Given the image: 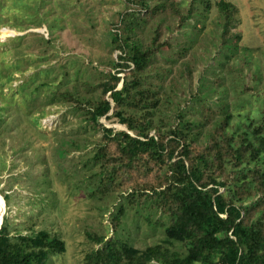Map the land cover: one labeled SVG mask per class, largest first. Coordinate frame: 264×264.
<instances>
[{
	"label": "rangeland",
	"instance_id": "1",
	"mask_svg": "<svg viewBox=\"0 0 264 264\" xmlns=\"http://www.w3.org/2000/svg\"><path fill=\"white\" fill-rule=\"evenodd\" d=\"M219 1L0 0V221L6 215L14 232L46 230L62 240L65 252L52 254L49 264H84L101 247L87 232L143 250L165 239L160 223L168 222L166 210L157 213L151 199L130 198L133 191L160 190L167 163L161 167L142 158L129 171L119 169L118 179L103 191L93 178L102 166L91 168L103 133L87 122V103L59 98L46 104L50 97L73 91L95 105L109 74L121 72L117 89L123 78L136 76L150 96L164 88L155 116L162 129L175 127L179 115L199 125L195 153L226 115L232 116L229 135L238 141L251 122L263 123L264 0H226L237 9L226 34ZM135 21V40L150 51L140 74L131 73L132 63L120 60L112 41ZM113 62L129 67L122 71ZM100 123L127 131L112 111ZM106 159L110 168L120 164L114 150ZM257 164L264 172V160ZM231 167H222L228 180L234 177ZM2 194L9 196V206ZM249 196L247 204L258 198L255 189ZM121 208L125 214L116 227Z\"/></svg>",
	"mask_w": 264,
	"mask_h": 264
},
{
	"label": "trees",
	"instance_id": "2",
	"mask_svg": "<svg viewBox=\"0 0 264 264\" xmlns=\"http://www.w3.org/2000/svg\"><path fill=\"white\" fill-rule=\"evenodd\" d=\"M217 8L225 21L226 34L234 24L237 9L226 0H220ZM136 21L121 29L127 32L125 39L119 31L112 40L117 44L115 50L120 51V60L133 65L113 62V66L122 71L134 68L131 73L135 70L140 74L150 61V51L145 52L135 40ZM227 46L232 49L231 45ZM120 73L108 75V82L102 85L104 97L98 104H91L88 97H80L73 91L62 97L54 95L46 104L59 98L75 103H81L82 98L87 103L84 109L87 122L103 133L101 143L95 146L91 165V168L102 166L93 178L98 179L103 191L118 179L119 169L129 171L142 158L161 167L167 163L165 184L159 186L160 190L150 188L144 194L133 191L130 197L145 198V202L151 199L157 213L161 208L166 210L168 222L160 223L165 228V239L140 250L128 240L107 239L87 232V237L101 247L88 253L84 264H264V172L256 170L257 163L264 160V118L258 125L251 122L238 141L234 134L229 135L232 116L226 115L221 124L215 122L212 135L195 153L193 148L201 136L196 132L199 125L179 115L175 127L162 129V121L159 119L158 124L155 116L164 88H160L159 96H150V91L140 90V80L135 76L130 81L123 78L122 87L117 89L122 80ZM107 94L114 107L105 98ZM111 111L112 117L126 126L127 131L115 132L100 123ZM71 144L79 150V146ZM113 150L120 161L118 172L116 166L110 168L106 159ZM224 164L232 166L234 177L230 180L223 175ZM253 171L255 174L251 176ZM254 189L258 198L247 204ZM2 195L9 206V196ZM124 214L125 209L121 208L114 215L116 227H120ZM148 218L150 222L151 217ZM11 227L5 215L0 229V264H49L52 254L65 252L64 242L46 230L34 232L29 228L31 233L24 235L21 229L14 232Z\"/></svg>",
	"mask_w": 264,
	"mask_h": 264
},
{
	"label": "bare ground",
	"instance_id": "3",
	"mask_svg": "<svg viewBox=\"0 0 264 264\" xmlns=\"http://www.w3.org/2000/svg\"><path fill=\"white\" fill-rule=\"evenodd\" d=\"M2 226V221H0V227Z\"/></svg>",
	"mask_w": 264,
	"mask_h": 264
},
{
	"label": "water",
	"instance_id": "4",
	"mask_svg": "<svg viewBox=\"0 0 264 264\" xmlns=\"http://www.w3.org/2000/svg\"><path fill=\"white\" fill-rule=\"evenodd\" d=\"M4 202H5V200H4ZM0 229H1V227H0Z\"/></svg>",
	"mask_w": 264,
	"mask_h": 264
}]
</instances>
